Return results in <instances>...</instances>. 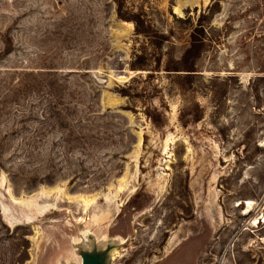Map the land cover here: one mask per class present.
I'll list each match as a JSON object with an SVG mask.
<instances>
[{
    "label": "rangeland",
    "instance_id": "374dc122",
    "mask_svg": "<svg viewBox=\"0 0 264 264\" xmlns=\"http://www.w3.org/2000/svg\"><path fill=\"white\" fill-rule=\"evenodd\" d=\"M121 1L0 0V264H264V0Z\"/></svg>",
    "mask_w": 264,
    "mask_h": 264
},
{
    "label": "trees",
    "instance_id": "16d2710c",
    "mask_svg": "<svg viewBox=\"0 0 264 264\" xmlns=\"http://www.w3.org/2000/svg\"><path fill=\"white\" fill-rule=\"evenodd\" d=\"M117 3V14L118 17L123 19V20H132L135 22L136 26H140L142 24V20L140 19L139 15L137 13H129L126 14L125 12L122 11V1L121 0H116ZM201 40L197 41L195 40V33L191 34V41L190 45L187 47L184 53V58H192L190 65L187 66L189 68L185 69L186 71L192 72L194 71L193 69V61L196 59V57L199 55L200 51V45H201ZM170 70V69H167ZM125 90H121V93H125Z\"/></svg>",
    "mask_w": 264,
    "mask_h": 264
}]
</instances>
